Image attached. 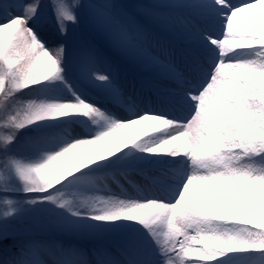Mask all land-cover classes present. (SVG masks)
Segmentation results:
<instances>
[{
    "label": "snow or ice",
    "instance_id": "1",
    "mask_svg": "<svg viewBox=\"0 0 264 264\" xmlns=\"http://www.w3.org/2000/svg\"><path fill=\"white\" fill-rule=\"evenodd\" d=\"M260 6L0 0V264H264Z\"/></svg>",
    "mask_w": 264,
    "mask_h": 264
},
{
    "label": "rangeland",
    "instance_id": "2",
    "mask_svg": "<svg viewBox=\"0 0 264 264\" xmlns=\"http://www.w3.org/2000/svg\"><path fill=\"white\" fill-rule=\"evenodd\" d=\"M86 2V0H85ZM116 2H126V3H157V2H171V0H116ZM251 14L257 19L258 22L264 21V15H262V12H264V6L257 7L256 9L250 10ZM181 15H186V12L183 10H175L174 16L179 17ZM168 38V37H166ZM169 39V38H168ZM147 81V80H145ZM138 86V85H137ZM94 95V93H93ZM27 99V98H25ZM4 130H0V132H3ZM68 133L70 135H78L81 132L84 131L82 126L74 125L71 126L68 130ZM137 132V131H136ZM141 178L140 183L136 184L134 182V186L143 189L145 186L141 184V181L145 183V180L142 176H139ZM131 188L127 184H125L123 181L118 185L110 180H104L101 178L96 184L95 189L89 190V191H77V190H66L64 195L69 200H80L85 199L91 196H104L107 193H114L119 195L121 191L123 190L125 193L128 192L130 194ZM135 189V188H134ZM4 211V206L0 205V212Z\"/></svg>",
    "mask_w": 264,
    "mask_h": 264
},
{
    "label": "bare ground",
    "instance_id": "3",
    "mask_svg": "<svg viewBox=\"0 0 264 264\" xmlns=\"http://www.w3.org/2000/svg\"><path fill=\"white\" fill-rule=\"evenodd\" d=\"M232 2H237V0H232ZM167 37H170V36H167ZM171 39V37H170ZM121 65H122V74H123V77L126 78L128 81H135L137 83V85L139 86V84L142 82V81H145V80H148L149 79V76L147 73H143V72H140L139 69H137L134 65L126 62V61H121ZM143 128V125H140V126H136L135 128L133 129H125L122 133V138H129L130 137V134L134 131H139ZM140 180L141 178H139L137 181H136V184L140 183ZM141 184H143L145 186V183L143 181H141ZM129 187H134V188H131L130 190V194L129 195H139V194H142L141 191H138V190H142L141 188H138V187H135L134 185H129ZM128 194V192L126 193Z\"/></svg>",
    "mask_w": 264,
    "mask_h": 264
},
{
    "label": "trees",
    "instance_id": "4",
    "mask_svg": "<svg viewBox=\"0 0 264 264\" xmlns=\"http://www.w3.org/2000/svg\"><path fill=\"white\" fill-rule=\"evenodd\" d=\"M4 243H5V244H11L12 241H11V240H8V241H5Z\"/></svg>",
    "mask_w": 264,
    "mask_h": 264
}]
</instances>
